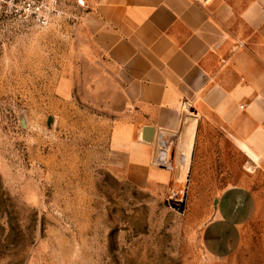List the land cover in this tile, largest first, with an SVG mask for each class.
<instances>
[{
	"label": "rangeland",
	"instance_id": "obj_1",
	"mask_svg": "<svg viewBox=\"0 0 264 264\" xmlns=\"http://www.w3.org/2000/svg\"><path fill=\"white\" fill-rule=\"evenodd\" d=\"M81 16L50 30L0 16V264H264V180L216 133L176 186H140L112 157L126 99Z\"/></svg>",
	"mask_w": 264,
	"mask_h": 264
},
{
	"label": "crops",
	"instance_id": "obj_2",
	"mask_svg": "<svg viewBox=\"0 0 264 264\" xmlns=\"http://www.w3.org/2000/svg\"><path fill=\"white\" fill-rule=\"evenodd\" d=\"M75 1L83 39L126 99L110 148L130 179L182 183L208 131L240 152L248 179L264 180V0ZM252 185L242 189L255 201Z\"/></svg>",
	"mask_w": 264,
	"mask_h": 264
},
{
	"label": "built area",
	"instance_id": "obj_3",
	"mask_svg": "<svg viewBox=\"0 0 264 264\" xmlns=\"http://www.w3.org/2000/svg\"><path fill=\"white\" fill-rule=\"evenodd\" d=\"M75 3L85 6L80 0ZM76 12L73 0H0V16L22 27L55 29Z\"/></svg>",
	"mask_w": 264,
	"mask_h": 264
},
{
	"label": "water",
	"instance_id": "obj_4",
	"mask_svg": "<svg viewBox=\"0 0 264 264\" xmlns=\"http://www.w3.org/2000/svg\"><path fill=\"white\" fill-rule=\"evenodd\" d=\"M152 132H153V128L152 127H146L144 129V137L148 140V141H152ZM172 207L179 210L180 212H184L185 210V202H178L175 204H172Z\"/></svg>",
	"mask_w": 264,
	"mask_h": 264
}]
</instances>
